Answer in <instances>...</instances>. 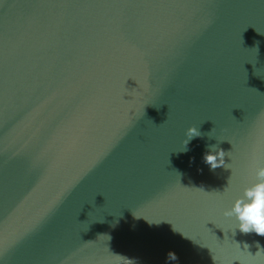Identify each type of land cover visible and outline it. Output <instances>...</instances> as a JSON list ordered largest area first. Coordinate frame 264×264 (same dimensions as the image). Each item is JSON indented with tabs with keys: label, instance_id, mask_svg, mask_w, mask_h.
Returning a JSON list of instances; mask_svg holds the SVG:
<instances>
[{
	"label": "water",
	"instance_id": "95a60500",
	"mask_svg": "<svg viewBox=\"0 0 264 264\" xmlns=\"http://www.w3.org/2000/svg\"><path fill=\"white\" fill-rule=\"evenodd\" d=\"M260 166L264 0H0V264H264Z\"/></svg>",
	"mask_w": 264,
	"mask_h": 264
},
{
	"label": "clouds",
	"instance_id": "9594fccd",
	"mask_svg": "<svg viewBox=\"0 0 264 264\" xmlns=\"http://www.w3.org/2000/svg\"><path fill=\"white\" fill-rule=\"evenodd\" d=\"M187 139L185 146L196 137H201L202 133L195 126H191L186 132ZM210 139L212 137H209ZM209 151L204 154V161L210 165L211 170L218 167H225L224 157L226 155L222 148L216 144L207 145ZM187 150V149H186ZM256 182L246 187L243 195L237 198L233 206L224 212L226 217H235L238 221L237 227L243 234L256 233L264 236V166L257 167L255 170ZM247 248L248 246L245 245ZM259 247V246H258ZM264 253V248H260L255 255ZM250 255H253L249 252ZM169 260H176V254L169 252Z\"/></svg>",
	"mask_w": 264,
	"mask_h": 264
}]
</instances>
